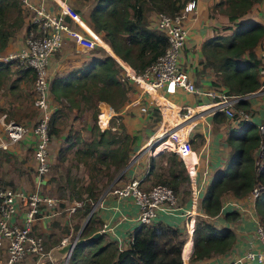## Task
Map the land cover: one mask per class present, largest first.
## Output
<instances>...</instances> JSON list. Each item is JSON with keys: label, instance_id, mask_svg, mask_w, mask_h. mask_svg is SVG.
<instances>
[{"label": "trees", "instance_id": "obj_1", "mask_svg": "<svg viewBox=\"0 0 264 264\" xmlns=\"http://www.w3.org/2000/svg\"><path fill=\"white\" fill-rule=\"evenodd\" d=\"M188 1L91 0L92 4L84 21L107 45L103 47L117 60L101 49L100 57L84 61L81 67L65 69L62 74L49 75L47 71L48 99L50 103L56 104L49 119V141L64 135L54 154L55 164L50 168L53 173L45 181V185L52 193L64 189L67 201L79 202L80 206L74 212L80 219L88 215L92 204L100 195L97 182L100 180L101 188L102 179L106 181L104 187H107L116 175H119L118 179H122L125 172L121 171L138 147V136L127 131L120 115L114 114L110 118L109 128L101 131L106 124V110L103 106L97 115L100 131L96 128L93 118L97 105L105 103L114 113L123 108L128 101V94L133 92V87L118 63L139 74L154 62L163 52L166 38L164 33L150 24L148 15L163 13L173 16ZM258 1L218 0L209 8V13L218 12L227 17L231 25L221 28L231 30V33L205 41L201 45L202 57L199 63L226 86L227 94H250L260 86L257 68L261 63L255 56L254 49L262 44L264 26L257 22H236L237 19L244 18L252 4ZM22 29L25 33L28 26H24L20 0H0V54ZM262 50L264 51V46ZM243 54L247 59L241 58ZM11 64L14 62H0V76L2 69ZM25 70L30 72L33 82L32 70ZM71 111H74L72 122L66 127H61L63 119ZM169 116L172 117V122L178 120L174 117V112H170ZM154 118V122L159 120L158 115ZM154 118L149 117L148 120L152 121ZM78 121H82L84 125L81 130L73 127ZM236 122L242 133L236 137L233 159L211 178L200 197L198 196L197 205L201 216H196L194 221L190 262L222 254L232 246L235 240L233 232L226 227L217 229L213 223V219L220 213L221 198L226 193L240 198L246 196L252 187H262L254 205L264 233V169L256 172L251 156L258 145L259 134H245L248 130L256 129L252 123L240 120ZM255 129L254 133L257 131ZM82 132H85V135ZM70 149H73L70 151L73 155L70 166L80 162L85 167L88 183L83 186L84 197L75 185V180L67 176L71 175L68 173L70 166L63 167L67 164L66 154ZM164 153L167 152L159 153L154 158L149 157L147 173L151 175L146 176L153 178L151 185L169 187L179 205L184 197L189 195V177L181 160L174 153ZM50 171L48 169V172ZM59 173L65 175L63 183H59V178L56 177ZM109 187L111 188V185ZM236 217L234 212L226 213L224 220L233 221ZM92 218L93 213H90L81 228L80 237H87L96 230L92 227ZM152 223L153 221L149 225H140L124 249H117L111 243L102 244L100 234L95 240L74 247L66 264H69V261L73 263L77 254L84 248L90 250L83 258V264H182L181 247L182 255L185 256L190 244H183L180 229L161 222ZM79 225L76 223L73 229L77 230ZM58 244L59 241L54 243L55 246Z\"/></svg>", "mask_w": 264, "mask_h": 264}, {"label": "crops", "instance_id": "obj_2", "mask_svg": "<svg viewBox=\"0 0 264 264\" xmlns=\"http://www.w3.org/2000/svg\"><path fill=\"white\" fill-rule=\"evenodd\" d=\"M29 1L31 3L43 2L50 10L58 9L57 4H67L78 12L83 20L86 18L92 4L91 0ZM190 1L194 3V8L185 15L183 20V25L186 28V38L179 53L178 61L180 67H182L188 78L199 90L204 91L210 88L226 89V86L220 83L210 70L203 68L199 61H201L202 57L201 45L215 36L229 35L231 30H222L221 27L231 24L228 23L227 17L223 14L218 12L212 14L209 13L210 6L218 0H189L188 2ZM27 16L28 13L23 10L24 26H26ZM244 18L246 21L257 22L264 26V0H259L257 3L252 4ZM244 18H239L236 22H241ZM148 21H150V24L153 25L154 15L149 14ZM23 37L24 30L22 29L20 32L15 34L14 38L9 42L2 54L19 50L23 44ZM103 46L107 45L102 43L99 49L83 51L74 45L69 38L64 37L61 48L58 49V51L48 61V74H62L65 69L81 67V64L84 61L87 62L92 58L100 57V55H102V50L108 54L107 49ZM263 46L264 36L262 44L254 49V54L257 58H259L261 63L257 68L260 86L254 93L245 94V96H243L244 98L238 101L235 105L237 110L249 112L251 116V123L255 126L264 120ZM241 58L244 60L247 59L245 54H243ZM6 69H2V76H0V127L1 122L13 121L24 125L27 132L18 143L7 146L6 150L0 147V151H2V153L0 152V184L4 186L18 187L25 192H31L34 190L35 186H38L39 191L43 189V191L46 190L48 193H51L49 187L45 185V181L48 178L45 177L39 179L37 176H34L35 162L33 160V137L31 133V126L34 123L35 118L32 119L31 112L27 110L30 100L33 101L30 72L26 71L25 68L19 64H11ZM132 87L133 92L128 94V101L118 113H114L105 103L102 102L99 103L97 107H100L101 109L103 106L106 110V114H109L110 116L114 114L120 115L121 121L125 126H128L126 129L129 133H133L140 138L139 131L141 132V130H144L145 135L147 134L149 138L152 132H148L146 130L148 126L146 123H150V121L146 117L147 115L140 112L138 109L139 104L147 102L149 97L144 95L143 100L139 101V95H137L134 85H132ZM156 97L163 102V98L160 96ZM167 98L168 100L170 99L171 103L189 106H194L197 102H200V104L208 102L206 98H196L180 91H176L174 95ZM50 105L54 111L56 104L50 103ZM73 115L74 111H71L70 113L68 112L69 122ZM176 116L178 120H174V122L171 121V123H179V119L181 118L177 114ZM160 121L161 117L159 116V120L157 123L155 122L157 126L155 123L153 124V133L158 130ZM183 122L184 124L187 123L191 127L189 142L191 150L194 153V155L188 159L187 163L189 162L193 164L196 185L205 181V185L201 188L202 190L199 193V195H201L211 178L218 171L225 168L223 167V164L226 162L225 159L227 160L230 157L231 159L229 158V162L233 159L235 155L233 148L237 142L236 137L242 132H240V126L237 125L235 120H232L230 117L225 116L221 112H217L212 115L202 114L197 119H189L187 121H182L181 123ZM75 125L76 123L73 124V126ZM83 127V123L78 125L79 130ZM130 130L132 132H130ZM251 131L248 130L245 134H251ZM82 133L85 135V132ZM255 134L259 133L256 131ZM63 135L64 134H62L59 138L54 139L55 141L53 140V143L56 145L53 151L51 146L49 160H54L56 148L61 143ZM145 143L139 144L134 152L136 153L139 151V154L132 161L129 158L126 166L121 171V173L123 171L125 172V179L123 182L118 179L119 175H116L113 178L111 181V184L115 182V184L112 185L113 188H115L114 186L118 187L121 184L123 185L132 179H139V184L143 188L149 187L151 177L146 175H151L150 173H147L150 159L147 156L146 148H143ZM156 149H160V147H157ZM256 152L257 147L251 154L253 159ZM159 153L161 152H157L152 158L156 157ZM6 158H9L10 161ZM190 168L191 166L188 165L187 170ZM203 172L205 173L204 175H202ZM39 181L42 182V186L44 185L43 187L41 186V188L38 184ZM107 188L101 190L99 198L91 211V213H93L92 227L96 229L95 231H98L101 234L102 244L111 243L117 249H124L129 242V236L131 235L132 237L133 232L140 226L136 221H134L137 208L129 199H116L111 195V189ZM188 192L190 193V188ZM188 198L189 195L184 197L183 202L178 205L179 208L176 211L159 213L152 223L155 224L161 222L180 229L183 234V244H190L189 251L185 256L182 255L181 247L180 258L182 264H225L234 256L241 255L246 251L257 250L260 247V242L255 232L256 229L254 220L246 213L232 210V203L235 201L242 203L243 211L247 212L249 205L246 202L245 197L237 198L233 197L229 193H226V195H223L221 198L220 213L213 219V223L217 229H223L226 227L233 232L235 240L232 246L222 254L190 262L189 256L192 250V232H188V224L186 227V218L183 217L182 213L185 209L189 208L190 201ZM64 201L66 200L60 201L61 203L58 205L59 212L53 219H39L33 227L35 233L44 237V246L48 251L58 246L62 239L66 238L67 240L69 238L71 232V228H69L70 223L74 227V225H76L77 222L79 224V220H81L74 212L75 208L78 207L74 208L71 217V212H69L71 204L70 207L69 205L66 206L67 204L62 205ZM70 202L73 204L74 201H68V203ZM231 212L237 214L236 219L233 221L224 220V215ZM60 228L66 234L62 238L57 237V230ZM65 230L67 232H65ZM58 241L59 244L55 246L54 243ZM119 241H121V245L118 244ZM5 257L4 247L0 248V263L5 260ZM61 261L56 262L55 264L60 263ZM29 262L30 261L28 260V263ZM80 264H83V262L80 261Z\"/></svg>", "mask_w": 264, "mask_h": 264}, {"label": "built area", "instance_id": "obj_3", "mask_svg": "<svg viewBox=\"0 0 264 264\" xmlns=\"http://www.w3.org/2000/svg\"><path fill=\"white\" fill-rule=\"evenodd\" d=\"M20 2L23 10L28 13L26 20L28 29L24 33L22 47L17 51L0 54V62L12 61L23 68L31 69L34 74L32 94L37 118L31 126V133L35 174L39 178L48 172L50 165L48 125L53 109L48 99L49 85L46 78L48 61L61 48L64 37L69 38L83 51H92L100 47L103 42L92 32L80 14L67 4H57L58 9L50 10L43 2L31 3L29 0H20ZM193 8L194 3L190 1L173 16L155 14L153 26L164 33L166 38L163 52L139 74L124 69L139 95L138 100L142 101L144 95L149 97L147 102L139 104V111L145 113L147 118H154L156 115L161 117L158 130L143 145L147 156L153 157L159 151L171 152L181 160L186 169L190 181L188 198L190 203L189 208L182 213L186 218L185 225L187 227L188 224L189 233L193 232L195 217L201 216L197 203L205 181L196 185L193 164L187 163L194 155L189 142L191 127L181 122L197 119L202 114L212 115L221 112L232 120L251 123L248 111H239L235 108L236 103L245 95H231L226 93V89L217 88L199 90L180 67L179 53L186 38L183 20ZM176 91L196 98H206L208 102L204 104L197 102L194 106L171 103L167 97L174 95ZM156 96L166 100V103L161 102ZM99 111L100 107H97L94 122L100 131L97 121ZM170 112L180 116L178 124L171 123ZM112 116L106 114V124L101 131L109 128ZM1 127L5 141L0 139V147L4 150L7 146L18 143L27 132L24 125L13 121L1 122ZM256 130L260 138L253 166L256 172H260L264 169V120L256 125ZM157 147H160L158 151H156ZM138 154L139 151L132 154L130 160L132 161ZM188 165L191 166L189 170H187ZM204 174L203 172L202 175ZM139 181L132 179L110 191L116 199L132 201L137 208L134 221L139 225H149L159 213H168L179 208L175 195L169 187L155 184L143 188ZM261 189V186H254L244 196L249 205L247 212L243 211L242 203L235 201L232 203V210L246 213L254 220L260 247L234 256L225 264H264V233L254 205ZM59 203L60 201L55 197L41 194L38 186H35L31 192H25L18 187L0 185V248L4 247L6 255L5 260L0 264H55L47 258L48 250L44 246V237L35 233L33 227L39 219H53L59 212ZM73 204L69 212L80 206L76 201ZM128 240H131V235ZM64 241L66 238L60 243ZM118 244L121 245V241ZM67 260H62L59 264H66Z\"/></svg>", "mask_w": 264, "mask_h": 264}, {"label": "rangeland", "instance_id": "obj_4", "mask_svg": "<svg viewBox=\"0 0 264 264\" xmlns=\"http://www.w3.org/2000/svg\"><path fill=\"white\" fill-rule=\"evenodd\" d=\"M243 21H246L245 20V18L244 19H242V21L241 22H243ZM105 53V52H104ZM107 54V53H106ZM163 102L164 103H166V100H163ZM27 110L29 111V112H31V117H32V119L33 118H35V120H36V118H37V111H36V109L34 108V105H33V101L32 100H30V103L28 104V106H27ZM97 113V112H96ZM95 117H96V115L94 116V118H93V122H94V120H95ZM68 119H69V116L67 115L66 117H65V119H63V123L62 124H60V126L61 127H66L69 123H71L72 121L70 120V122L68 121ZM156 120V118H154V119H152V121H150V123L149 122H147L146 124L148 125L147 126V131L148 132H152L151 134H150V136L153 134V124L155 123L154 121ZM157 123V122H156ZM156 123H155V125H156ZM80 124H82V121H78V122H76V125L75 126H73L74 127V129H78V125H80ZM94 124H95V122H94ZM95 126H96V124H95ZM157 126V125H156ZM126 128H128V126L126 125ZM151 130V131H150ZM130 132H132L131 130H130ZM134 132V131H133ZM139 133H140V138H139V140H138V146H139V144H144L146 141H147V138H148V135L146 134L145 135V133H144V130H141V132L139 131ZM131 134H133V133H131ZM252 134H255L254 133V129L251 131V134H249V135H252ZM4 135L2 136V130H1V127H0V139H2V141H5L4 140ZM54 141L52 140V141H50V143H49V156H50V151H51V146H52V151L54 150V148H55V143H53ZM65 145V144H64ZM73 149H70L69 151H68V153L66 154L67 155V158H68V160H67V164L65 165V166H63L64 168L66 167V166H70V164H71V161H70V159L73 157V155L71 154V152L70 151H72ZM164 152V151H163ZM162 153V152H161ZM165 155H169L168 153H164ZM230 158V157H229ZM229 158L226 160L225 159V164H223V167H226L227 165H228V163H229ZM7 160H9V158H6ZM231 159V158H230ZM163 160V159H162ZM10 161V160H9ZM157 161V160H156ZM49 162H50V165H49V171H50V168L53 166L54 167V164H55V160H53L52 159V161L51 160H49ZM64 168H62V169H64ZM70 169L68 170V173H70L71 175H67L68 177H69V179H72V180H75V185L78 187V189L80 190V192L82 193V197H84L85 196V191L83 190V186L85 185V183L87 182L88 183V179H87V175H85L86 174V172H85V167H84V165L82 164V163H78V165H76L75 163H72V166H70L69 167ZM53 173V171L51 172H47V174L46 175H44V176H41V177H39V179H41V178H48L49 176H51L50 174H52ZM34 176L36 177V175H35V173H34ZM65 175H57L56 177H58L59 178V183H63V177H64ZM125 179V177H123L122 179H120V181L121 182H123V180ZM205 179H206V176H205ZM152 181H153V178H151L150 179V184H149V186H152L151 184H153L152 183ZM101 183H102V186H101V188H100V186H99V184H100V180L97 182V189H99L100 191H101V189L102 190H104V189H106L107 187H109V185H111V187H112V184L110 183V184H108V185H106L107 187H104L105 186V184H106V181H104L103 179L101 180ZM38 184H39V187L41 188V186H42V182L41 181H39L38 182ZM114 184H115V182H114ZM1 185V184H0ZM2 186H4V185H2ZM44 186V185H43ZM42 186V187H43ZM120 186H122V184L121 185H119L118 187H120ZM10 187H13V186H10ZM114 187H117V186H114ZM113 188V187H112ZM107 189H111V188H107ZM22 190V189H21ZM40 192H42L41 194H43V195H45V196H53V197H55L56 199H58L59 201H62V200H66V201H64L63 203H62V205H64V204H67L66 206H68L69 205V207H70V204L71 205H73L72 204V202H70V203H68V201H67V197H66V191L64 190V189H59L58 191H53V193L51 192V193H48L46 190H44L43 191V189H41V191ZM99 198V197H98ZM98 200V199H97ZM97 200L92 204V206H91V208H90V211H92L93 210V206H94V204L97 202ZM73 201V200H72ZM61 203V202H60ZM76 209V208H75ZM89 211V212H90ZM72 212L70 213V216L72 217ZM87 218V216L84 218V219H81V220H79V228L77 229V230H75V229H73V225L70 223V226H69V228H71V232H70V236H69V238L67 239V240H74L76 237H77V239L78 238H81L79 235H80V231H81V228L83 227V224L85 223V219ZM78 223V222H77ZM68 229V228H67ZM64 235H66L62 230H61V228L60 229H58L57 230V237L58 238H62V237H64ZM45 241V240H44ZM89 248L87 249V248H84V249H82V251L80 252V253H78L77 254V256H76V258H75V260L73 261V263L71 262V261H69V264H80V261H82L83 262V258L85 257V256H87L88 254H89ZM62 262V261H61Z\"/></svg>", "mask_w": 264, "mask_h": 264}, {"label": "water", "instance_id": "obj_5", "mask_svg": "<svg viewBox=\"0 0 264 264\" xmlns=\"http://www.w3.org/2000/svg\"><path fill=\"white\" fill-rule=\"evenodd\" d=\"M108 55L113 57L115 60H117L112 55V53L108 52ZM118 64L124 69V67L120 63H118ZM90 213H91V211L88 213L87 218L90 215ZM87 218L85 219V222H86ZM99 235H100V233L98 231H95L87 237H81L78 239L76 237L74 240H71V241L66 240L63 243H60L58 246L49 250L47 258H49L54 263L59 262L61 260H65V259L67 260L74 247H76L78 245H84L88 241L95 240Z\"/></svg>", "mask_w": 264, "mask_h": 264}, {"label": "bare ground", "instance_id": "obj_6", "mask_svg": "<svg viewBox=\"0 0 264 264\" xmlns=\"http://www.w3.org/2000/svg\"><path fill=\"white\" fill-rule=\"evenodd\" d=\"M126 68V69H125ZM124 69L126 70V71H128V72H130L131 71V69H129V68H127V67H125ZM174 117L176 118V119H178L177 118V116H176V113L174 112Z\"/></svg>", "mask_w": 264, "mask_h": 264}]
</instances>
